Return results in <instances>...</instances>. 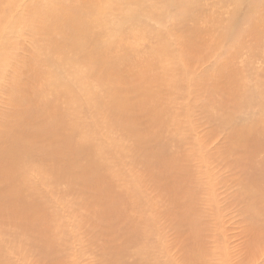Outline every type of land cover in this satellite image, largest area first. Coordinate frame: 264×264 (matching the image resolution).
Here are the masks:
<instances>
[{"label": "rangeland", "instance_id": "374dc122", "mask_svg": "<svg viewBox=\"0 0 264 264\" xmlns=\"http://www.w3.org/2000/svg\"><path fill=\"white\" fill-rule=\"evenodd\" d=\"M2 1L0 6L9 20L6 22L5 19L0 28V117L10 119L4 111L19 107L16 102L15 106L11 102L12 94L19 90L13 91L15 80L26 85L24 73L17 70L19 62L25 61L35 50L38 53L36 58L43 55L52 60L54 63L47 66V73L41 70L44 64L40 61H33L31 69H27L30 73L38 71L41 75L51 76L57 83L49 85L40 79L32 89L39 90L42 98L51 101L56 110H65V130L75 126L76 139L93 146L92 155L100 164L99 172L105 175L106 183L118 198H110V202L108 198H97L96 194L88 191L89 188L71 177L53 179L54 173L47 170L52 162L35 155L32 162L36 167L26 170L20 181L29 191L37 190L41 196H34L36 202L32 204L18 197V190L13 188L11 192L16 197L0 199V262L264 264V234L259 235V231L264 230V170L262 174L259 172L258 183L254 176L257 167L264 162V138L258 137L248 127L254 119L264 121V98L254 99L248 107L240 104L239 109H234V114H216L208 105L215 98L208 100L209 97H202L200 86L194 89V81L190 79L192 71L199 76L202 66H219L217 61L227 58L228 49H217L222 40L221 45L229 44L222 37L223 30L218 27L217 21L227 20L233 9L230 4L234 1L198 0L201 11L197 6L195 12L202 17L195 23L197 26H193L194 23L187 25L188 18L176 24L172 16L159 18L156 22H151L149 17L146 20L140 17L141 21L149 23L145 29L147 35L153 37L149 41L131 37L136 34L137 17L124 16L126 6L129 12L136 14L147 10L146 6L137 5L135 0L86 1L94 2V7L102 9L99 19L104 17L115 22L117 18L113 15L119 17L123 13L125 19H118L119 25L124 27L119 26L116 33L112 32L119 34L113 41L105 34L110 24L105 28L98 22L92 28L100 35L87 39L102 36L112 48L123 54L124 62L118 60V69L113 70L111 75L123 96L138 101L145 99L141 96L144 92L138 95L144 90V85L152 88L155 95L141 109L136 107L132 123L149 138V145L153 142L150 149L154 153L162 150L175 156L177 166H181L185 175L180 193L185 198H168L170 192L178 193L176 178L170 179V172L166 173L159 168L160 165L147 168L139 161L142 151L132 157L130 149L134 144L128 133L122 128L112 127L111 116L106 110L91 103L89 98L94 100L95 96H103L99 75L91 76L86 65L79 67L64 62L57 54L59 35L40 33L39 39L34 35L37 32L33 29L36 21L26 16L27 9L43 1L47 4L41 6L49 9L54 0H4L6 2L1 5ZM79 1L68 0L69 4L82 6ZM151 1L161 3L160 0H145L147 5H151ZM157 8L151 7L149 14ZM167 10L172 14L171 8ZM211 11L221 17L209 22ZM109 12L114 13L111 18L105 15ZM194 29L197 39L204 40V43L202 46L196 43L197 49L189 51L188 34ZM158 37L159 41L155 43ZM251 38L253 35L248 31L243 40L245 45L234 48L229 44L239 52L228 57L230 65L233 63L235 69L242 67L240 60L244 59L243 69L249 72L248 75L246 73L247 87H254L257 81L264 82V58L258 55L264 47L254 53L258 58L251 56L250 44L254 43ZM50 39L53 40L51 43ZM52 43L54 49L49 48ZM154 45L155 52H161L165 59H156L158 65L143 66L146 53L152 51ZM129 46L135 52L132 56L127 52ZM97 52L107 57L104 48ZM185 53H191L193 57L188 59ZM82 55L77 51L72 62L78 63ZM109 60L112 65L116 62ZM142 71H147L151 77L158 75L159 80L151 78L148 81L150 76L145 74L143 77ZM136 72L137 75L134 74ZM182 72L189 74V79H182ZM59 90H65L67 95ZM96 91L99 92L95 94ZM38 119L35 120L39 122ZM1 122L0 129H4ZM241 137L245 142L241 141ZM27 141L45 146L52 143L45 137L43 140ZM7 145L8 142H3L4 148ZM80 164H87L84 156L80 158ZM19 169L10 163L3 165L0 162L2 190H9L5 186L7 182H15L14 186L20 184L15 176L9 177L17 174ZM99 188L103 190L104 184L100 183ZM37 191L34 192L37 194ZM37 203L43 206L38 209L39 216H42L39 220L34 215ZM31 216H34L33 223L37 225L32 230L29 227ZM253 218L255 224L250 221ZM45 233L46 241L44 249H41L33 239L39 234L45 236Z\"/></svg>", "mask_w": 264, "mask_h": 264}, {"label": "bare ground", "instance_id": "6f19581e", "mask_svg": "<svg viewBox=\"0 0 264 264\" xmlns=\"http://www.w3.org/2000/svg\"><path fill=\"white\" fill-rule=\"evenodd\" d=\"M1 1L2 0H0V2ZM3 1L1 5L3 4ZM86 1L87 0H80L78 2L82 5L80 6L76 4H69L68 0H54L52 1L54 2L52 4V8L49 9L47 6H41L47 4V2L43 1L44 4H32L27 9L26 16L30 17L31 20L36 21V25L33 29L37 31L34 35H36L38 39L41 38L40 33H44L46 35H51L52 33L59 35V42H57L59 43V50L57 54L64 60V62H70L71 64L79 67H84L86 65L90 70L91 76L97 77L95 75H99L98 80L101 83L99 88L103 92V96H95L94 100L93 98H89L91 103L93 102V105L106 110L107 114L111 116L110 124L112 127L115 126L122 128L124 132L128 133L127 136L132 139L134 144L130 149L132 157H136L139 151H142L139 161L145 164L147 168H151L153 166L157 167V165H160L159 168L164 170L166 173L170 172V179H173L174 177L176 178V181L179 184L176 189L178 193L170 192L168 194V198H185L184 195L180 194L181 185L185 180V175L183 176L184 171L181 166H177L175 156L162 150H156V153H154L150 149L153 142L151 141V144L149 145V138L144 135L143 131L136 129L135 125L132 123L136 107H140L141 109L148 103L151 97L155 95L152 88L144 85V90L138 92V95H140L141 92H144L141 96L145 99H139L138 101H133V99L131 101L127 95L123 96L122 90H120L119 86H117L116 79L111 76L114 74L113 70L116 71L118 69L117 61L120 60L124 62L123 54H120L117 48H112L110 42L104 41L102 36L93 40L87 38L90 36L94 37L100 35V32H97L92 28L95 22H98L97 24L105 28H107V24H110V28H108L109 31L105 32V34L111 37V40L113 41V39L118 37L119 34H112V32L116 33L119 26L124 27V25H119V19H125L124 16H133L137 17L138 22L136 23V34L131 37L141 40L147 39L149 41V39H153V37L147 35L145 30L149 26V23L148 21H141L139 19L140 17L143 20H146L149 17L151 22H156L159 18L172 16L176 24L177 22H183L188 18L189 22L187 25L194 23L193 26H197L195 23L202 17V14L198 15L195 11L197 6L200 7L201 11V5L198 4V0H160L161 3L151 1V5H147L145 0H135L134 2L137 5L146 6L147 10L141 11L140 14H136L134 11L129 12V8L126 6L124 16L122 12L119 17L112 12H109V14L106 13L105 15L109 18H111L113 14V16L117 18L115 22H112L104 19V17L99 19V17L102 16V9L100 7H94V2L87 3ZM233 1L234 3L230 4L233 6V9L231 14L227 17V20L224 21V19H222L217 21V19L221 16L217 14V12L211 11L209 13V22L217 21L218 27L223 30L222 37L234 48H240L245 45L243 40L246 38L247 32L249 31L253 35V38L251 39H254V43L252 42L250 44L253 52V55L251 56H256L254 53L258 52L261 47H264V0ZM219 2L222 1L219 0ZM104 3L105 1L101 4V6H103ZM128 3L130 2L128 1ZM151 7L158 8L156 11L150 12L149 14ZM167 8L172 9V14L168 12ZM144 14H147L148 16H144ZM87 17H90V19L87 20ZM5 19L6 22L9 20L6 17V12L2 6H0V28L5 22ZM44 19L46 20L44 21ZM196 32V29H194L188 34L187 42H189V45L187 44V47L189 51L197 49L196 43H200L201 46L204 43V40L197 39ZM159 38L160 37H158L155 43L159 41ZM184 40H186V38H184ZM52 41L53 40L50 39L49 43ZM161 41L163 42L162 39ZM223 41L224 40L220 42L217 49L218 51L221 49H228L229 54L227 58H220L217 61L219 66L216 64H213L212 66H202L203 68H201L199 76H196L195 72L192 71L191 76L193 78L190 77V79L194 81V89L197 88L198 85L200 86L202 90L200 95L202 97H209L208 100L215 98V100L211 101L208 105L209 108L216 114L222 112L234 114V109H239L240 104L248 107L251 106L254 99H258L259 97L264 98V82L257 81L254 87H247L246 78L249 72L247 69L246 72L243 69L244 59L241 58L240 60L242 67L237 66V69L233 68L235 66H233V63L230 65L229 62L231 59L228 57L231 55L236 56L239 52H236V50L231 48L228 43L221 45ZM223 46H225V48ZM153 47L152 51L149 50V52L146 53L147 59L143 66L158 65L155 61L156 59H165V57L161 55V52L158 54L155 52L156 46L154 45ZM49 48H55L53 43L49 46ZM101 48H104L107 51L108 58L97 52V50ZM52 49H49V51L54 53ZM77 51H80L83 55L78 63H74L72 62V59ZM127 52L129 56H132L135 53L132 51L130 46L127 48ZM36 54H38L36 50L33 51L28 57H26L25 61H20L17 67L19 73H24L26 81V85L21 84L17 80H15V83L13 84V91H17L18 88L19 90L12 94L11 102L13 101L14 106V103L16 102L19 107H12L4 111V113L10 115V119L6 120L5 118L0 117V121H2L1 123L4 125V129H0V162L3 165L10 163L12 166L20 168L17 174H11L9 176L10 178L15 176L20 184L18 186H14L15 182L13 183L12 181L11 183H5V186H7L6 189H9L8 191L2 190V187L0 186V199L16 197L11 192V189L13 188L18 190V197L25 198L32 202V204L36 202L34 196H37V198L41 196L40 192L37 190H33L32 192L29 191L26 185L20 181L24 178L26 170H31L36 167V164H33L32 162L35 155H39L40 158H44L45 160H50L52 162L53 165L47 167V170L54 173L53 179L61 180L66 177H71L76 182L81 183L84 187L89 188L90 190L88 191L96 194L97 198H118L112 193L110 185L106 183L105 175L99 172L101 171L100 164L95 160V156L92 155L93 146L89 143H82V139H76L77 128L75 126H73V128L69 131L65 130V123L63 120L65 110H56V107L51 101L42 98L39 90L36 88V90L32 89L35 86V82L40 79H43L45 83L49 85L57 83L52 80L51 76L41 75L38 71H33L32 73L28 71L27 68L31 69L33 61H40L43 63L44 65L40 68L45 73L49 71L47 66H51L54 63L52 60H48L43 55L36 58ZM70 54L74 55L70 56ZM185 54L188 59L193 57V54L191 53ZM258 55L260 58L261 56L264 58V51L260 52ZM256 58L258 57L256 56ZM109 59L116 60V62L112 65V62ZM203 63H200V65ZM247 64L248 63H246V66ZM262 68L264 70V65ZM137 73L138 72L134 74L137 75ZM141 73H144L143 77H145V74H148L147 71H142ZM175 74L178 76V73ZM186 74L182 72L180 73V77L184 80L189 79V74ZM149 76L148 81H150L151 78L154 81L159 80L158 75H154L152 77L151 75ZM258 83H260V85H258ZM59 91L65 94V90ZM98 92L99 91H96L95 94ZM136 95L137 94H135V96ZM47 110L50 111L49 114L45 113ZM37 117H39V122L35 120ZM248 127L251 132L256 134L258 137L264 138V121L254 119L248 124ZM73 136H75L74 140ZM44 137L51 139L52 143L49 144L50 146H45L43 143L36 145L27 141H32L34 139L43 140ZM55 137L57 139H55ZM232 137H234V130ZM241 141L245 142V139L242 138ZM3 142H8L7 147H3ZM256 143L258 144L259 141H256ZM82 156H84L87 160V164L85 166H81L80 164V158ZM25 161H28V163L23 164ZM165 164H167V166H165ZM263 170L264 162H261L254 172L255 182L258 183L257 180L259 179V174ZM1 176H3L2 172H0V177ZM40 182L42 184L46 183L44 181ZM100 183L104 184L103 190L99 188ZM30 187L35 189L34 186ZM34 191H37V194ZM96 197L94 196V198ZM261 198H258V200L261 201ZM110 201L111 199L109 202ZM42 207L41 203L36 204V211L34 215L37 217V220L42 218V216H39L38 214V209ZM33 219L34 216H31V224L29 226L31 230L37 227V225L33 223ZM250 221L252 224H255V218ZM262 234H264V230L259 231V235ZM46 236V233L45 236L39 234L33 239V242L36 241L39 247L44 249L43 245L46 241ZM0 264L17 263L0 262ZM51 264L67 263L52 262Z\"/></svg>", "mask_w": 264, "mask_h": 264}]
</instances>
